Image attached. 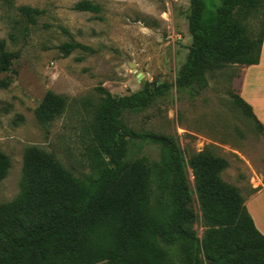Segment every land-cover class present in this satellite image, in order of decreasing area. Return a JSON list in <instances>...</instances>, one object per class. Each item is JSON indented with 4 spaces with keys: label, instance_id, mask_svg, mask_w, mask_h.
<instances>
[{
    "label": "trees",
    "instance_id": "1",
    "mask_svg": "<svg viewBox=\"0 0 264 264\" xmlns=\"http://www.w3.org/2000/svg\"><path fill=\"white\" fill-rule=\"evenodd\" d=\"M190 8L192 44L175 86L195 97L207 87L209 71L260 62L264 0H190ZM73 9L101 11L90 0ZM19 11L32 24L42 14L30 6ZM6 47L0 38V74L12 66ZM76 47L68 42L61 49L69 54ZM173 85L146 82L121 97L99 88L104 97L89 127L97 177L77 178L52 153L27 150L20 195L0 204V264H264V234L240 189L221 176L228 160L203 150L186 161L173 137L125 123L127 111L150 107ZM235 101L263 130L252 106L239 94ZM65 106L64 97L48 92L36 117L49 123ZM146 142L159 147L158 160L134 155L132 146ZM10 167L0 149V181ZM188 167L206 227L202 239L192 230L197 216L189 206Z\"/></svg>",
    "mask_w": 264,
    "mask_h": 264
},
{
    "label": "rangeland",
    "instance_id": "2",
    "mask_svg": "<svg viewBox=\"0 0 264 264\" xmlns=\"http://www.w3.org/2000/svg\"><path fill=\"white\" fill-rule=\"evenodd\" d=\"M80 0H0V38L12 55L11 70L0 74V149L11 159L0 181V204L22 190L24 156L39 147L52 153L77 178L97 177L89 127L106 88L115 97L142 89L146 82L172 83L170 91L141 111H127L125 123L137 131L173 137L186 161L203 150L228 160L222 178L242 195L264 182V129L236 103L242 64L207 73L208 85L195 97L177 91L175 81L192 44L190 0H90L98 13L74 10ZM38 8L37 23L19 8ZM77 44L69 54L65 43ZM66 99L63 113L40 122L35 109L46 93ZM135 156L158 160L151 143L132 146ZM192 230L203 238L206 227L192 169H187Z\"/></svg>",
    "mask_w": 264,
    "mask_h": 264
},
{
    "label": "crops",
    "instance_id": "3",
    "mask_svg": "<svg viewBox=\"0 0 264 264\" xmlns=\"http://www.w3.org/2000/svg\"><path fill=\"white\" fill-rule=\"evenodd\" d=\"M238 94L253 108L258 120L264 125V40L260 62L245 65L236 82ZM260 189L254 193L244 194L245 204L257 228L264 234V182L252 184Z\"/></svg>",
    "mask_w": 264,
    "mask_h": 264
}]
</instances>
